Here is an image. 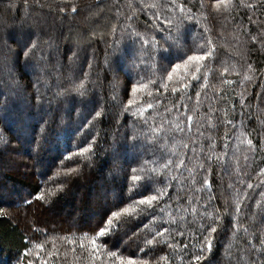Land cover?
Masks as SVG:
<instances>
[{
  "label": "trees",
  "instance_id": "trees-1",
  "mask_svg": "<svg viewBox=\"0 0 264 264\" xmlns=\"http://www.w3.org/2000/svg\"><path fill=\"white\" fill-rule=\"evenodd\" d=\"M59 2L40 0L41 4H53L49 9L39 7L36 0H28L27 5L25 0H0L1 32L5 34L9 28L20 24L35 27L33 37L23 45L14 43V38H9L14 42L0 43V58L3 59L0 65L4 67V71L0 70V136L7 141L0 142V210L4 213L0 215V264H27L28 260L41 264V259L48 264H87L79 250L72 253L68 241L75 240L78 245L84 234L91 236L92 230L104 221L110 210H118L115 205L119 203L124 207L132 203L129 196L136 200L142 194H155L143 186L146 176L166 178L172 183L170 195L174 206L166 209L164 218L168 212L176 216L182 214L176 211L177 194L190 195L192 203L198 206L207 201L209 192L215 197L211 205L219 209L221 219L212 251L204 253L201 264H264V255L251 250L252 245L261 248L260 242L264 240V195H261L264 176L259 175L264 168V45L252 42L248 35H264V3L246 0L260 6L255 9L236 7L231 13L220 14L208 7L211 0H204V8L200 7V0H187L199 23L186 22L182 30L183 47L168 48L164 39L166 33L151 27L159 23L154 18L157 12L162 19L173 15L163 7L166 0H143L145 4L156 3L159 7L137 11L131 21L126 19L132 15L128 0H73L78 12L69 11L67 16L56 11L54 5ZM132 3L140 6V0H132ZM129 23L149 40L155 36L163 48L158 51L151 47L142 49L140 39L131 29L122 31ZM114 25L115 31L112 30ZM56 26L61 29L54 30ZM206 26L211 29L210 33L203 32ZM208 35L216 45V59L207 62L212 69L209 87L202 89L203 81L193 80L192 87L172 93L173 86L180 87L178 77L184 75V70H178L173 80L167 81L171 64L180 63V57L186 58L193 51H199ZM37 38L39 49L26 59L23 55L26 45ZM70 44H74L75 49H70ZM127 47L133 49L131 55L125 54ZM163 49H167V59L160 54ZM120 55L118 69L112 72L110 63ZM245 61L256 71L248 70ZM224 67L229 71L220 77ZM9 76L10 86L4 83V78ZM247 76L252 79H245ZM81 80L85 83L83 95L71 90ZM163 83L168 84L167 91L161 87ZM133 84L146 87L133 95ZM245 89L246 106L242 108L240 93ZM196 91L201 92V106L193 131H174L177 123L184 126L186 114H192L190 109L195 105ZM14 93L22 97L21 101L10 100ZM188 96L192 99H187ZM97 98L99 103L91 108L75 105L78 101ZM128 99L136 101L131 111L125 110ZM149 103L155 107L147 109ZM181 103L189 105L187 113ZM69 104L72 109L65 114L64 107ZM166 108L171 111L166 112ZM42 109L44 116L39 115ZM141 111L149 118L148 125L139 115H133ZM223 120H232L235 129L232 125L221 126ZM210 123L216 127H209ZM149 126L162 127L164 131L153 133ZM198 127L204 136L197 134ZM25 132L27 135L21 137ZM238 136L241 140L252 139L256 151H249L246 143L237 140ZM183 143L189 147L184 148ZM213 143L216 148L212 151L216 154L228 153L227 172L224 162L216 161L213 156V160L205 164L206 169H211L207 178L212 187L202 194L194 189L189 191L186 169L177 172L161 167L168 158L174 161L184 158L187 167L193 168L212 154L209 146ZM89 146L90 153L78 154L80 148ZM201 147H204L203 155ZM244 156L248 157L247 161ZM142 167L143 172L140 171ZM69 168L79 171L68 177ZM132 169L137 171L134 173ZM159 173H163V177H159ZM133 175L141 176L142 180L133 181ZM205 175L200 172L197 180ZM173 176L177 177L176 181L171 180ZM65 179L63 190H57L54 181ZM247 183H252L253 187L247 188ZM228 184L233 187L227 188ZM201 186L197 183L195 188ZM50 192L55 195H48ZM237 192L241 203L239 214L235 212ZM41 193L45 194L44 201L37 200ZM198 195L202 197L199 201L195 199ZM181 204L190 207L183 201ZM188 220H192L191 215ZM118 223L117 231L107 238L102 254L105 264H113L108 251L146 259L149 264H156L165 255L171 264H181L182 258L183 264H187L182 244H189L188 252L194 251V245L198 246L195 239L190 243L187 238L197 225L183 226L185 237H176L177 244L168 248L163 244L147 246L144 243L148 235L144 225L156 228L150 216L125 215ZM243 227L248 228L247 233ZM37 243L43 244L44 249L36 248ZM49 252L56 255L48 256Z\"/></svg>",
  "mask_w": 264,
  "mask_h": 264
},
{
  "label": "snow or ice",
  "instance_id": "snow-or-ice-1",
  "mask_svg": "<svg viewBox=\"0 0 264 264\" xmlns=\"http://www.w3.org/2000/svg\"><path fill=\"white\" fill-rule=\"evenodd\" d=\"M36 3L39 7H48L51 9L53 7V4H41L40 0H36ZM260 3H264V0H260ZM25 4H28V0H25ZM55 9L59 13L64 14L65 16L68 15L69 11L72 14H76L78 12V8L75 3H73V0H60L59 3H55ZM260 4L258 3H251L246 2V0H239L237 4V0H211V3L208 5V7L215 13H231L232 10L236 7H242L247 9H255L259 7ZM159 5L156 3L152 4H145L143 3V0H140V6L136 7L132 0H128V8L132 10V15H128L126 19L128 21L133 20L135 14L137 11H145L148 9H156ZM163 7L170 13H173L171 18H161V14L157 12L154 14V18L156 21H159V23L151 25L152 28H155L161 32H165L166 35L164 37L165 41L168 42V48L176 47L181 48L182 45V30L186 25V22H193L199 23L197 18L192 14V9L188 7L187 0H166V2L163 4ZM200 7L204 8L205 3L204 0H200ZM116 11L119 13V6L117 5ZM178 13V14H176ZM203 15V13H202ZM205 19H208V16H204ZM225 20H227V17H225ZM115 25L112 27V30L115 31ZM242 25L238 26L237 31L239 32L240 29H242ZM131 29L132 33L138 37L141 41V47L142 49H147L148 47H151L154 51H158L159 49H162L163 46L160 45V42L153 36L151 40H149L146 36L142 35L140 32H137L132 25L129 23L126 25L125 29H122V31ZM204 33H210L211 29L209 27H205L203 29ZM249 39L254 43H261L264 45V35L257 36V35H251L250 33ZM205 39V43H202L199 46V51H193L192 54L186 55L185 57H180V63L171 64V71L167 72V81H172L175 74L178 73V70L183 69L184 75L178 77V82L180 84V87L177 88L173 86L171 88L172 93H177L178 91L186 90L190 87H192L191 81H197L200 82L203 81L202 84H200V88H207L209 87V73L212 72V69L208 66V61L215 60V53H216V45L213 43V38L211 35H208ZM40 41L37 38L36 40L31 41L28 45H26L25 50L23 51L24 57L27 59L31 55H34L35 52L39 49ZM206 45V46H205ZM163 59H167V49H163V52L160 53ZM75 55V53L73 54ZM237 55H240L237 53ZM241 59H244V57L241 55ZM171 63V62H170ZM246 67L248 70L255 72L256 70L253 68L251 63H247L245 61ZM229 69L227 67L223 68V72H220V77L223 76L224 73H227ZM238 74V73H237ZM87 74H85L86 78ZM247 80H251L252 77L247 76L245 77ZM227 83H233V81H225ZM155 83V81H153ZM243 84V81L240 82ZM146 85H136L133 84L131 86V93L135 95L138 91V89L144 88ZM165 89V91L168 90V84L163 83L161 85ZM79 94L83 95L85 91V83L83 80L79 82V84H74L72 89ZM159 89H157L158 91ZM217 91H220L217 89ZM151 95V93H150ZM196 102L195 105L190 109L192 114H186L185 120H184V126L181 127L180 123H177L174 127V131L177 132H188L191 133L193 131L194 126V119L196 116L200 113V106H201V92L196 91ZM241 97V107H245V101H246V89L240 93ZM184 97H181V100H183ZM187 99L191 100L192 97L188 96ZM136 101L134 99H128L127 105L125 106L126 111H131V106L135 104ZM183 109H185V112L189 111V105L181 103L180 105ZM155 106L151 103L147 105V109H153ZM176 107V104H173V108ZM146 111V110H145ZM166 112H170V109H165ZM97 116L100 115L99 112L96 113ZM134 116L139 115L140 118H142L143 123L145 125H148V117L144 116V112L141 111L139 113H133ZM159 115V113H157ZM211 118L209 117V120ZM232 125V128L235 129V125L233 124L232 120H223L222 125ZM151 131L153 133H159L163 132L164 129L162 127L158 128H152L149 126ZM209 127H216V125L209 124ZM196 132L199 136H204V133L200 131V128H196ZM244 133L241 132V136H243ZM135 139V137H133ZM225 140H227V134H225L224 137ZM237 140L240 141L241 144H245L248 146L249 151H256L257 146L253 144L252 139H245L241 140L240 137H237ZM0 142L7 143L6 140L3 139L2 136H0ZM165 142H167V136H165ZM192 143H195V141H192ZM182 146L184 148H188L189 145L187 143H183ZM228 145L225 144L224 148H227ZM216 148V144L213 143L209 146L210 151L214 150ZM92 151L91 146L84 147L79 149V155L83 156L85 153H90ZM192 151L195 153L196 149L193 148ZM175 155V153H173ZM200 154H204V147L200 148ZM186 155V154H185ZM213 156H215V160L218 162H224L225 164V172H227V162L226 158L228 156V153L226 151H221L220 154H216L214 151H212L211 155H208L204 161H198L193 168H188L186 159L184 158H178L177 160H172L171 158L166 159L165 163L161 165L164 169H175L177 172H179L180 169H186L189 173L188 177L186 178L188 184H189V191L192 189L195 190L196 193H204L206 190H210L212 187V182L207 178V174H210L211 169L205 168V164L213 160ZM243 159L245 161L248 160L247 156H244ZM148 162L146 161L145 164ZM79 169L77 168H69L67 170L66 175L70 177L74 172H78ZM132 171L135 173L137 169H132ZM140 171H144V168L142 167ZM154 171V170H153ZM200 172H205L206 175L200 180H197V175ZM259 175L264 176V168H261L259 171ZM159 177H163V173L158 174ZM133 181L140 182L142 180V177L139 175H133L131 177ZM172 181H176L177 177L173 176L171 178ZM264 182V181H262ZM54 183L57 184V190H63V185L67 183V180L63 181H54ZM197 183H200L202 186L200 188H195V185ZM241 183H244V181H241ZM161 184L164 185L163 187H156L153 188V185ZM143 186L146 188L148 192H153L155 194H142V197L136 200L132 199V196H129V200H132V203L127 204V206L120 207V204L118 203L115 205V207L118 210H110L109 214L105 217L104 221L101 222L100 225H98L95 229L92 230V235L89 236L88 234H84L83 238L80 240L79 244L77 245L75 240H69L68 243L72 245L71 251L73 254L79 250L81 255L84 257V259L87 261V264H105V261L103 259L102 254L105 252V245L108 242V239L113 233H115L119 227V221L121 220L122 216L128 215V216H135L136 218H139L140 216H150L152 218V222L156 225L155 229H149L148 225L145 224L144 228L148 229V235L144 239V243L147 246H155L158 244H163L168 248H173L177 244L176 237H185V231L183 230V226L187 225L189 227H192L193 225L196 226L195 232H192L188 235V240L190 243L193 242L195 239V244H198V246L194 245V251L188 252L189 244L184 243L182 244L183 249L186 251L187 256V264H201V261L205 258L204 253L208 252L210 253L213 248V240H214V234L217 232V224L219 223L221 219V215L218 208H213L211 205V201L215 199L209 192L208 199L203 204H200L199 206L197 204H193L192 200L193 198L190 195H186L185 197L180 196L177 194L175 199V206L177 212H182L181 215L176 216L173 215L172 212L167 213V218H164V213L166 209L172 208L174 206L173 204V197L170 195V189H172V183L168 182L166 178H157L153 176H146L143 178ZM233 187L232 184H228L227 188L231 189ZM253 187L252 183H247V188L251 189ZM181 189L183 190V185H181ZM48 195H55L54 192L48 193ZM261 195H264L262 193ZM237 197V203L235 205V212L239 214L241 212V203H240V193H236ZM202 197L196 196L195 199L199 201ZM37 200L44 201L45 200V194L41 193L39 196H37ZM181 201L184 203H188L190 207H183L181 204ZM120 203H123V201H120ZM257 205L260 204V201L256 202ZM163 205V207L161 206ZM157 209H159V213H157ZM211 209V210H210ZM225 212L228 211L227 208L224 209ZM3 211L0 210V215H3ZM191 215L192 220H188V216ZM167 225V226H165ZM237 231L240 230L239 226L237 225ZM245 233L248 232L247 227H243L242 229ZM150 237V238H148ZM250 243V242H249ZM261 248L257 249L255 245H252L251 250L254 252H260L261 255H264V240L261 242ZM231 245H229V248ZM36 248L43 250L44 245L43 244H36ZM141 252L144 251L143 248L140 249ZM28 255V253H25ZM37 258L39 259V253L36 254ZM48 256H54L56 253L49 252L47 253ZM107 255L113 259V264H149V261L146 259H136L132 256H123L118 255L115 251H108ZM161 261L164 262V264H171V262L168 260L167 255L160 257V260L156 262V264H161ZM27 264H34L33 260H28ZM41 264H48L46 260L41 259ZM183 264V258L182 262ZM255 264V262H253Z\"/></svg>",
  "mask_w": 264,
  "mask_h": 264
},
{
  "label": "rangeland",
  "instance_id": "rangeland-1",
  "mask_svg": "<svg viewBox=\"0 0 264 264\" xmlns=\"http://www.w3.org/2000/svg\"><path fill=\"white\" fill-rule=\"evenodd\" d=\"M26 23H27V21H26ZM58 29H61V28H59V26H56V28L54 30L58 31ZM34 33H35V27L33 25L20 24L18 26L9 28L5 34H4V32L0 31V43L4 44L5 42H7L9 40V38H14L16 40V42H14L13 39H10L9 41L17 43L18 46L23 45L27 39L33 37ZM41 35H42V33H41ZM61 41H62V39H61ZM63 43H67V42L63 41ZM68 47H70V49H75L74 44H70V45H68ZM6 53H7L6 51H3V54H6ZM132 53H133V49L128 48V47L125 49L126 55H131ZM1 59H2V57L0 58V62L3 60V59L2 60ZM121 60H122V55H120L119 58H117L116 60L111 61L109 67L112 70V72L117 71ZM27 66L29 67V65H27ZM3 69H4L3 65H0V70L4 71ZM9 79H10V76L8 78L5 77L4 83L9 84V86H10L11 84L9 83ZM16 99L18 101H21L22 97L19 94H15V93L13 95H11L10 100L14 101ZM97 103H99L98 98L93 99V100L78 101L75 103V105H77V106L84 105L86 108H91L93 105H95ZM43 109L39 113L40 116H44L45 112ZM71 109H72V104L66 105L64 107V113L65 114L68 113ZM26 135H27L26 132L21 133V137H25ZM58 141H60V138H58Z\"/></svg>",
  "mask_w": 264,
  "mask_h": 264
}]
</instances>
